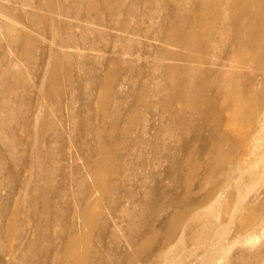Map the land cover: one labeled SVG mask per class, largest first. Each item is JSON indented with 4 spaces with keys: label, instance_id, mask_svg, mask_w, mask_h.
Instances as JSON below:
<instances>
[{
    "label": "bare ground",
    "instance_id": "6f19581e",
    "mask_svg": "<svg viewBox=\"0 0 264 264\" xmlns=\"http://www.w3.org/2000/svg\"><path fill=\"white\" fill-rule=\"evenodd\" d=\"M7 1L30 6L28 9L25 8V18L21 21V18L15 17V9L7 5L10 3H0V13L6 17L15 18L14 20L17 21L16 28L28 33V37H14L11 34L10 27L0 21V27H4L7 30L5 35L6 44L3 43L6 45L7 51L5 52L3 49L4 52L1 51L2 54L0 55V190L7 194L4 197H1L2 194H0V218L2 217V213H6V216L10 215L6 226H2L0 221V233L1 231L7 232L8 226H11L12 222L15 223L18 220V201L16 200L14 207H11L9 202L12 196L16 194L14 193V189L16 187H23L26 191L31 192L36 188L35 184L39 176L37 172L38 160L33 155L30 159L24 157L17 159L10 158V152L16 151L17 145L19 149H27L28 145L26 144L34 142L33 136L28 134V139H25L18 134L19 129L27 130L26 126L27 121L31 118V109L37 108L35 118L34 120L32 119L33 125L36 124L34 122L35 120L37 122L39 113H45L44 106H39V104L36 106L39 102H35L32 105V98L34 96H31L33 95L31 76L37 70L38 61L41 59L42 64L46 66L44 77L50 81V77L53 78L57 75L55 68L50 69V64L57 65L63 62H72L75 58L76 54L61 53L59 48H71L79 53L86 49L102 52V55L109 51L112 53L108 57V65L103 64L97 68V63L96 68L92 71V75L98 77L99 81L103 80L102 75H104V78L112 76L110 82L103 81V84L93 85L92 87L87 86L83 88V91H79L83 92L84 97H81L86 98L82 111L86 112L88 117L91 113H94L91 109V102H93L92 98L95 99L93 97L95 95L94 91H97L98 100L95 103V112H100L112 118L111 123L102 127H95L88 117L81 122L86 132L94 135L98 146V148L95 147V144L92 146L94 153L108 152L111 139L106 138L108 141L104 144L101 141V137L104 133L110 137V132L119 125L117 123L118 117L116 118V116L121 112V106H123L121 103L125 104L123 98H126V103H128L127 99L131 101L129 102L130 104L128 103L130 105V109L129 107L128 109L131 111L130 113H133V115L130 114V123L133 124L138 118L145 119L143 118L144 115L142 116V110L143 107L146 108V105L142 99L150 93L165 97V102L162 104L164 111H174L167 100L169 99L167 90H172L178 94L177 105L179 108L186 110L185 112L198 119L200 127L209 126L215 135H221L218 133L221 125L216 120L208 121V112L204 111V103L199 100L200 96L213 83L218 85V92L225 102L229 104V107L234 105L238 110L240 108L239 116L242 117L243 114L252 116L247 123L245 121L244 126L251 128L256 125L258 127L264 125V85L259 90L261 93L260 99L245 95L243 86L238 80L241 78L243 71L242 69L230 71L229 63L230 61L249 60L254 63L263 64V66L259 65L260 68L257 67V70L264 71V69H261L264 68V0H239V2L236 0H90L87 4L80 5H68L65 1L61 3L54 0H43L42 2L33 4H29V2L23 0ZM61 6H63V9H59ZM35 8L45 11V13H41ZM247 12H250L252 16L246 14ZM59 14L69 15L71 20L62 19ZM81 21L90 23V25H96L97 27L86 26ZM53 24L58 27L63 26L65 30H76L77 33H70L66 39H62L59 44L56 43V46L50 48V43H48L50 42V25L53 28ZM36 25L43 26L41 40L45 45L41 46V58L35 56L33 47L34 40L36 39L33 38L32 29ZM258 25L260 28H257ZM54 29L60 32L59 29ZM95 36H98L103 43L100 44V42L96 41V38L94 39ZM3 39L1 40L4 41ZM153 42H156V44ZM168 46H175L179 50L170 49ZM0 47L4 46L1 45ZM123 55H127L129 60L124 59ZM90 60V57L87 56L86 61ZM150 60L153 61L152 64ZM163 60L170 62L163 63ZM113 64L116 65V70L113 68ZM28 73H30V76ZM162 73L167 76V79L163 78L164 82H161V77L164 76ZM215 73H231L232 75L234 73V76L232 78H220L215 76ZM138 79H145V81L138 82ZM152 83L153 85H151ZM125 85H128L127 89ZM46 88L47 95L50 96V84ZM74 90L76 91V89ZM109 97L114 98L115 105L108 104ZM245 98L251 104L248 110L245 106L243 108ZM137 99L138 101L136 102ZM114 108L115 110L113 111ZM212 111L213 109L211 110V114L213 113ZM26 114L28 115L26 116ZM46 122L48 133L50 132V120ZM144 125L147 126L146 124ZM53 127L58 130L57 123ZM170 127L171 124L161 127L159 130L160 132H166L165 136H167H164L165 139L176 138V135L179 134L178 129L169 130ZM145 129L147 130V128ZM140 130L142 131H140L134 143L139 141L142 144L145 140L144 133L146 130ZM7 134L11 138H14L12 139V143L5 139V135ZM35 135L37 137V134ZM234 137L228 138L223 136L222 138H225L224 142L228 144L229 141L235 140ZM258 138L261 139L257 135L255 141ZM245 139H247L245 136L240 137L239 135L237 137L241 145ZM36 141L30 147L33 153L38 151V146L35 150L33 148ZM212 144H214L213 149L215 150H213L214 153L209 159V171L206 176V181L208 180L212 184L207 191H193L173 196L169 194H165L164 196L157 194L159 198H163L162 203H156V201L151 199L152 197L150 198L151 200L136 201L138 205H144V207L148 208V210L146 209L147 212L137 213L138 217L141 218V222H145V217L147 214L149 216L150 213L154 222H157L158 228L154 224L153 226L148 224L147 229L143 232L140 228L135 229L127 238L130 246L134 247L136 242L135 237L142 239L143 244L150 245L159 237L160 230L168 229V232L161 239L152 255L143 261L134 258L130 264H195L197 249L201 244L209 240L208 226L220 220V212H218L217 207L230 194V189L234 184L232 174L238 171L235 170V165L238 166L240 159L242 163L246 164L248 157L256 151V145H254L250 154L249 151L247 154L246 150L243 152V149L240 153L228 152L223 154L219 151V147L215 148L216 144L214 142ZM169 156L167 155L166 158ZM164 158H162L163 161ZM109 161H114L112 155L108 156L107 162ZM127 162L128 160L125 161V163ZM139 162L141 161L139 160ZM10 164L13 167L14 165L23 164V170L29 174L26 182L23 183V180L20 178L22 174L20 169H14L12 173L10 172L11 170H8ZM105 164L106 161L105 163H99L97 169L94 171L95 187L90 188V192H93L91 196L97 190H106L111 187L114 191L116 187V185L110 182L109 177L105 175L107 170ZM143 166L145 167V165ZM134 170L136 169L134 168ZM52 172L54 173V170ZM132 173L134 174V172ZM110 174L111 170L109 168L108 176ZM216 174L222 176L221 180L218 181ZM10 176L15 178V183L12 188L6 189L8 188L7 183L10 180ZM86 197L83 199L85 205L76 214H79L84 221H89L91 217L90 209L98 205L101 199L96 198L94 201H90L89 197ZM258 199L259 191L257 189L253 188L251 191L242 192L238 188L237 197L232 206V214L230 215L232 219L240 208L249 202L248 204L252 210L250 209L240 228H243V226H252L254 228L253 232L249 235L250 242H257L259 240L261 236L258 235V232L260 230H262L260 232L261 235H264V208L262 201ZM31 216L33 218L32 221L35 220V213L33 211ZM43 218L47 219L46 224L48 228L52 224L57 225L59 222L57 217L50 222V215L48 213L43 215ZM132 224L133 221H131ZM33 225L37 230L38 237H43L46 234L47 237H50V231L48 233L47 229H39L37 221H34ZM210 230L212 233L211 228ZM144 232L145 234H143ZM220 235L221 231L219 229L216 230L215 236L219 238ZM78 242V237L73 236L70 237L69 243L65 245V253L73 261L67 264H76L75 260H78V254L75 247ZM32 245L33 243L29 244V246ZM60 247L57 248V251L60 250ZM5 250L1 246L0 254H4ZM26 258L27 256L23 255L19 258L18 263L22 262L23 264ZM113 262L115 263V261ZM221 263L217 262L216 264ZM256 264H264V262Z\"/></svg>",
    "mask_w": 264,
    "mask_h": 264
},
{
    "label": "rangeland",
    "instance_id": "374dc122",
    "mask_svg": "<svg viewBox=\"0 0 264 264\" xmlns=\"http://www.w3.org/2000/svg\"><path fill=\"white\" fill-rule=\"evenodd\" d=\"M23 1L33 4L42 2L43 0ZM54 1L61 3L65 1L68 5H80L87 4L90 0ZM236 1L239 2V0ZM0 3H10L7 5L15 9V17L18 19L21 18V21L25 18V8L28 9L30 6L21 3L14 4L7 0H0ZM35 9L39 10L41 13H45V11L41 9ZM59 9H63V6ZM246 14L251 15L250 12ZM59 16L62 19L71 20L69 15L59 14ZM14 19L13 17L9 18L0 13V21L4 22V24L6 23L10 27L11 34L14 37H28L27 32L16 28L17 21ZM81 23L92 28L97 27L96 25H90V23L84 21H81ZM54 28L59 29L60 32H57ZM257 28H260V26L258 25ZM6 31L4 27H0V46L2 45L5 47H0V52L7 51V47L4 45L6 44ZM70 33H77V31L65 30L63 26L58 27L54 24L52 28L50 25V42H48L50 43V48L56 46V43L59 44L62 39H66ZM32 34L33 38L36 39L33 44L35 56L41 58V46L45 45L41 40L43 26L36 25L32 29ZM2 38H4V41L1 40ZM94 39L100 42V44L103 43L98 36H95ZM153 43L156 44V42ZM168 47L173 50H179L175 46ZM59 51L61 53L76 54L74 60L72 62H63L57 65L50 64V69L55 68L57 75L53 78L50 77L49 81L44 77L46 66L42 64L40 59L37 63V73H34L36 75L33 74L31 76L33 92H31L33 94L31 96H34V98L30 96L33 100L32 105H34L35 102H39L36 106L38 104L39 106H44L45 113L40 112L37 122L36 120L34 122L36 124L33 125L32 119L34 120L35 118L37 108L31 109V118L27 121V126L25 125L27 130L19 129L18 134L25 139H28L27 137L29 135L33 136L34 142L37 140L33 148L35 150L38 146V151L33 153L30 149L34 142L26 144L28 145L27 149H19V146L16 144V151L13 150L10 152V158L17 159L24 157L30 159L33 155V157L38 160L37 172L39 176L36 180L35 190L28 192L23 189V187H16L14 189V193L16 194L12 196L9 202L10 206L14 207L16 200L18 201L17 206L19 208V215L18 220L15 223L12 222L11 226H8L9 229L7 232L1 231L0 233V247L2 246L6 249L4 254H0V264H17L19 258L23 255L27 256L23 264L72 263L71 257L65 253V245L69 243L70 237L73 236H77L79 239L75 247L78 254V260H75L76 264H130L131 260L134 258L143 261L152 255V252L158 247L161 239L168 232V229L160 230L159 237L150 245L143 244L142 239L135 237L136 242L134 247L130 246V242L127 238L135 229L137 230L140 228L143 232L147 229L148 224L151 226L154 224V226L158 228L157 222H154L149 212L150 217L147 214L144 220L145 222H141V218L138 217L137 213L143 211L147 212L148 208L146 206L144 207V205H138L137 202L146 201L152 197L151 199L156 201V203H162L163 198H159V194L163 196L165 194L173 196L193 191H207L212 184L208 180L206 181V176L209 171V159L214 153L213 150H215L213 149V142L216 144L215 148L219 147V151L223 154L228 152L240 153L242 149L243 152L246 150V153L248 154L249 151L250 154L254 145H256V151L248 157L246 164L242 163L240 159L238 166L235 165V170L238 171L232 174L234 180L233 187L230 189V194L226 200L217 207L218 212H220V220L208 226L209 240L201 244L197 249L195 264H216L217 262H222L221 264L263 263L264 235L260 233L262 230L258 232V235L261 236L259 240L257 242H250L249 235L253 232L254 228L252 226H243V228H240L244 219L250 212L251 208L248 204L249 202L245 203L232 219L230 215L232 214V206L237 197L238 188L241 189L242 192L251 191L253 188L257 189V191H259L258 200L262 201L264 208V125L261 127L256 125L251 128L249 126H244L245 121L247 123L252 116L250 117L246 114H243L242 117L239 116L240 108L238 110L234 105L229 107V104L226 103L224 98L219 94L218 85L213 83V85H210L206 89V92L200 96L199 100L204 103V111L208 112V121L216 120L221 125L218 131L221 135H215L209 126L200 127L198 119L192 117L188 112H185L186 110L179 108L177 105L178 94L172 90H167L169 94V99L167 100L174 111H164L162 109V104L165 102V97L150 93L142 99L147 108L143 107L142 110V116L144 115L143 118L145 119L138 118L139 121L137 119L133 124L130 123L131 115H133L129 110V102L131 101L127 99L128 104L126 103V98H123L125 104H123V102L121 103V105H123L120 110L121 114L118 113L116 116V118L118 117L117 123H119V125L110 132V137L106 133L101 137V141H103L104 144H106L108 138L111 139L108 152L94 153V148L92 146L95 144V147L98 148L94 135L86 132L82 126L83 123H81L87 119L88 115L86 112L82 111L86 98H82L84 97L83 92L79 91H83V88L87 86L92 87L93 85L103 84V81L107 83L110 82L112 76H109L110 78H104V75H102L103 80L99 81L98 77L92 75V71L96 68L97 63V68L101 67L103 64L108 65V57L112 53L109 51L102 55V52L93 49L82 50L79 53L71 48H59ZM87 56L90 57V61H86ZM123 58L129 60L127 55H123ZM162 62L169 63L170 61L163 60ZM150 63L152 64L153 61ZM229 63L230 71L242 69L243 74L238 80L243 86L245 95L260 99L261 93L259 90L264 85V71H258L257 67L260 68L263 64L254 63L249 60H240L237 62L230 61ZM112 66L116 70V65L113 64ZM28 74L30 76V73ZM162 74L165 76L164 73ZM164 76L161 77V82L167 79V76ZM215 76L220 78H232L234 73L233 75L231 73H215ZM137 81L144 82L145 79H138ZM49 84L50 96L47 95L46 88ZM151 85H153V83ZM253 86H255V88H253ZM125 87L127 89L128 85H125ZM74 89L78 91L76 92ZM94 93L95 95L93 97H95V99L92 98L93 102H91V109L94 113H91L88 118L95 127H102L111 123L110 121L112 118L100 112H95V103L98 97L97 91H94ZM137 101L138 99L136 102ZM108 102V104L115 105L113 97H109ZM243 102V108L245 106L248 110L251 107L250 102L246 98ZM212 109L213 113L211 114ZM114 110L115 108L113 111ZM27 115L28 114H26V116ZM121 115H123L122 119ZM48 120H50V132L47 133L46 121ZM141 120L144 121V123H142ZM56 123L58 124V130L53 127L56 126ZM170 124L171 127L169 130L178 129L179 134L176 135L178 140L175 137H172V139H165L167 136H165L166 132L159 131L161 127ZM145 128L149 130L147 134ZM140 129L146 130L144 133L145 140L142 144H140L139 141L134 143L140 131H142ZM56 132L57 134H55ZM255 133L257 134L255 135ZM35 134H37V137ZM239 135L240 137H247V139L242 142V145L239 140H237ZM257 135H259L261 139L258 138V140L255 141ZM223 136L228 138L235 136V140L229 141L227 144L224 142L225 138H222ZM5 139L12 143V139L14 138H11L7 134L5 135ZM109 155L113 156L114 161L107 162ZM165 155L170 156L166 158ZM162 158H164V161ZM126 160H128L127 163H125ZM139 160L141 162H139ZM105 161V165L107 166L105 175L109 177L110 182L116 185V187L114 191L111 187L106 190H97L94 195L91 196L93 192H90V188L95 187L94 171L97 169L99 163H105ZM10 165L8 170H11L10 172L12 173L14 169H20L22 171L20 178L23 180V183L26 182L29 174L27 171L23 170V164L14 165L15 168L13 165ZM143 165H145V167ZM173 166L175 169H173ZM133 167L136 170H134ZM109 168L111 174L108 176ZM53 170L54 173L52 172ZM132 172H134V174ZM241 175L243 176L240 177ZM216 176L218 181L221 180L222 176L220 174H216ZM12 178L13 177L10 176L9 182L11 183H7L8 188L6 189L14 186L15 178ZM0 194H2L1 197H4L7 193L0 190ZM85 197H89L90 201H94L96 198L101 199L98 205L90 209L91 217L89 221H84L79 214H76L79 213L82 206L85 205L83 202ZM32 211L35 213V220L33 221L31 216ZM47 213L50 215V222L56 217L59 219V222H56L57 225L52 224L50 228L47 227V219L43 218V215ZM9 216L10 215L6 216V213H2V217L0 218L2 226L8 224V219H10ZM34 221L38 222L39 229H47L48 233L50 231V237H47L46 233L43 237H38L36 233L37 230L33 225ZM131 221H133L132 225ZM210 228L212 229V233ZM218 229L221 231L219 238L215 236V231ZM143 234H145V232ZM30 243H33V245L29 246ZM59 246H61L60 250L57 251ZM113 261H115V263ZM18 264H22V262Z\"/></svg>",
    "mask_w": 264,
    "mask_h": 264
}]
</instances>
